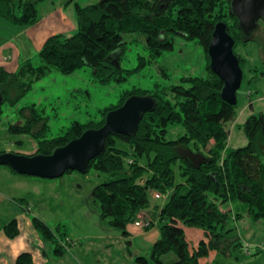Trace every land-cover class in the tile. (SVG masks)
Masks as SVG:
<instances>
[{
  "label": "trees",
  "instance_id": "obj_1",
  "mask_svg": "<svg viewBox=\"0 0 264 264\" xmlns=\"http://www.w3.org/2000/svg\"><path fill=\"white\" fill-rule=\"evenodd\" d=\"M41 1L0 0V18L18 27L31 26L38 21L36 6ZM229 1L100 0L86 6L75 4L77 31L68 37L49 36L38 52L37 66L26 60L15 72L0 67L2 103L14 106L33 82L52 70L68 75L86 66L101 85L121 83L170 51L175 36L194 40L201 47L207 71L204 77L183 76L179 84H156L153 90L132 87L120 94L116 105L101 110L98 119L87 123L74 121L63 134L50 139L46 138L48 119L34 104L18 110L20 124L7 126L10 135L34 139L33 154L47 155L86 129L100 127L106 113L129 96L152 97L154 109L142 115L136 131L129 136L108 135L103 152L89 161L84 173L93 169L109 176L92 189L90 197L99 208V218L121 230L122 235H128V224L146 211L151 212L147 228L154 221L159 228V237L150 249L154 264H163L161 257L169 253L175 258L168 264H198L210 250L226 253L230 247L240 248L239 237L233 235L236 220L241 219L242 213L253 222L264 219V115L250 114L242 123H234L243 132L246 143L237 148L228 146V126L237 117V102L231 105L221 99L222 83L209 69L207 47L217 22L226 24L234 39L233 51L238 44L251 41L256 29L249 36L242 33L229 12ZM131 33L143 37L147 55H138L137 65L128 70L121 68L119 61L126 48L123 34ZM238 58L243 70L245 60ZM160 70L167 76L163 68ZM175 126H181L184 133L168 140V128ZM118 142L125 148H118ZM177 163L183 183L174 180L173 166ZM150 191L168 194L161 206H151ZM236 202L243 204V212L221 209L223 204ZM31 222L53 253L64 255L72 241L63 225L51 228L34 216ZM178 223L203 230L204 238L197 247L190 250ZM4 232L9 238L18 234L14 219L4 226ZM136 261L147 264L144 257H137ZM15 264L34 263L31 255L24 252L17 256Z\"/></svg>",
  "mask_w": 264,
  "mask_h": 264
},
{
  "label": "rangeland",
  "instance_id": "obj_2",
  "mask_svg": "<svg viewBox=\"0 0 264 264\" xmlns=\"http://www.w3.org/2000/svg\"><path fill=\"white\" fill-rule=\"evenodd\" d=\"M100 0H42L36 6L38 21L28 27H18L0 18V65L15 69L22 61L29 59L33 66L39 64L38 52L43 41L54 34L71 36L77 31L75 4L86 6ZM126 48L119 61L123 69L131 70L137 65V56H146L144 39L137 33L123 34ZM264 20L258 19L252 40L240 43L234 52L245 60L242 70V82L237 90V117L228 126V146L237 148L245 145L243 132L234 126L242 123L250 114L264 115ZM7 58L4 59L3 58ZM12 62V64H10ZM9 64L12 66L10 67ZM160 68L165 70L164 76ZM13 69V70H14ZM205 57L201 47L194 41H187L175 36L173 47L164 52L154 62L135 72L121 83L110 82L99 84L89 67L64 75L52 70L46 76L32 83L31 89L14 106L1 104L0 116V150L32 155L36 142L28 135H6L8 124L21 123L18 110L34 104L37 111L48 119L46 138L50 139L63 134L71 123H87L99 118L101 110L116 105L120 94L132 87L153 90L155 85L161 87L179 84L183 76L206 75ZM184 130L181 126L169 127L166 138L176 139ZM117 147L125 145L118 142ZM190 150L194 151L192 145ZM175 183H183L179 175L178 163L173 166ZM109 179L104 173L89 169L86 173L72 171L55 179V193L40 187L32 189L29 199L43 198L42 217L53 226L56 222L66 227L70 237L79 245L76 251H69L57 257L55 264H141L137 257L150 260V249L159 236L158 223L153 222L150 228H141L130 223L126 226L128 235L111 227L107 220L99 218V208L90 197L92 189ZM151 206L163 204L164 199L154 198V192H148ZM28 200V195L25 196ZM38 199V202H41ZM12 204L17 207L18 205ZM49 206L53 212L46 207ZM4 205L0 204V210ZM221 209L243 212V204L227 203ZM144 219H150L149 212L143 213ZM183 228L190 250L197 247L204 238L199 227H189L178 223ZM233 235L238 236L242 246L230 247L226 253L210 250L199 259L198 264H264V219L253 222L246 214L234 223ZM88 235V236H86ZM81 244V247H80ZM51 248V247H50ZM81 248V249H79ZM175 258L169 253L161 257L163 264Z\"/></svg>",
  "mask_w": 264,
  "mask_h": 264
},
{
  "label": "water",
  "instance_id": "obj_3",
  "mask_svg": "<svg viewBox=\"0 0 264 264\" xmlns=\"http://www.w3.org/2000/svg\"><path fill=\"white\" fill-rule=\"evenodd\" d=\"M229 12L236 18L242 33L249 36L256 28L257 20H264V0H230ZM233 46L234 39L228 33L226 24L217 22L207 47L209 69L222 83L221 99L231 105L237 102L236 93L242 81V69ZM2 101L0 93V104ZM154 106L155 101L150 96H129L119 107L106 113L100 127L86 129L79 137L47 155L1 152L0 166H7L20 175L42 179L59 178L66 171L84 173L89 161L103 152L108 135H132L142 115L152 111Z\"/></svg>",
  "mask_w": 264,
  "mask_h": 264
},
{
  "label": "crops",
  "instance_id": "obj_4",
  "mask_svg": "<svg viewBox=\"0 0 264 264\" xmlns=\"http://www.w3.org/2000/svg\"><path fill=\"white\" fill-rule=\"evenodd\" d=\"M4 59L7 58L4 57L3 60ZM10 64H12V62ZM10 64L9 66L12 67ZM0 67H2L7 72H15L19 66L15 65V69L13 68L14 70H8V68L1 65ZM5 133L6 135L9 134L7 132V127L5 129ZM4 151L6 150H0V152ZM55 179L57 178L42 179L32 176L20 175L11 171L7 166H0V204L4 205L3 210H0V264H15L17 256L24 252L31 255L34 264H55V258L63 256H57L53 253L51 245L43 242L40 235L33 228L31 222V218L34 216L49 225L48 222L42 217L41 213L43 210V207L41 206L43 204V198L41 199L39 197L38 199H41V202H38L37 198L31 197L29 199V196L32 189L36 191L40 187L48 189L50 193H55ZM27 195L28 200L25 199V196ZM12 202L18 206L15 207ZM46 208L53 212V209H50L49 206ZM149 214L151 215V212H149ZM13 219L16 222L18 234L13 238H9L4 232V226ZM58 224L61 223L56 222L55 225L49 226L53 228ZM64 229L66 230L69 239L72 241L71 246L66 249L65 253L71 250L76 251L78 248L75 247H77L79 244L70 237L66 227H64ZM80 261L82 260H79V258L74 260V262L77 264H80Z\"/></svg>",
  "mask_w": 264,
  "mask_h": 264
},
{
  "label": "built area",
  "instance_id": "obj_5",
  "mask_svg": "<svg viewBox=\"0 0 264 264\" xmlns=\"http://www.w3.org/2000/svg\"><path fill=\"white\" fill-rule=\"evenodd\" d=\"M168 194H158V193H154V198L159 199L160 197H162L163 199L167 198ZM134 226L136 227H141V228H147L150 226V219H144L143 217H137L134 222H133Z\"/></svg>",
  "mask_w": 264,
  "mask_h": 264
}]
</instances>
